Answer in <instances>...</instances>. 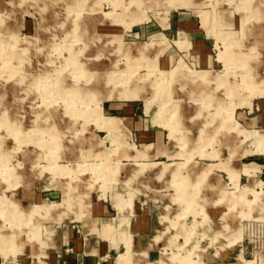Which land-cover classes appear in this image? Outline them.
I'll return each instance as SVG.
<instances>
[{
    "label": "rangeland",
    "instance_id": "rangeland-1",
    "mask_svg": "<svg viewBox=\"0 0 264 264\" xmlns=\"http://www.w3.org/2000/svg\"><path fill=\"white\" fill-rule=\"evenodd\" d=\"M172 9L206 29L214 68L199 67L181 37L169 59L172 36L149 32ZM263 97L264 0H0V264L78 260L61 232L83 233L81 220L87 237L103 228L117 264H264V171L234 167L264 154V130L243 120ZM112 100L136 102L161 128L175 156L157 159L222 165L201 176L149 159L130 172L129 157L149 145L136 147ZM158 165L151 193L139 176ZM136 196L156 228L133 246L125 227ZM92 199L113 213L92 214Z\"/></svg>",
    "mask_w": 264,
    "mask_h": 264
},
{
    "label": "crops",
    "instance_id": "crops-1",
    "mask_svg": "<svg viewBox=\"0 0 264 264\" xmlns=\"http://www.w3.org/2000/svg\"><path fill=\"white\" fill-rule=\"evenodd\" d=\"M197 20L198 19L195 18L194 14L192 12H189L188 10L172 9V10H169L168 12V18H167L166 25L163 26L159 21H157L158 28L156 29V31L147 30L148 25L140 27V30L142 32L149 31L153 34L161 33L167 38H168V35L172 36V38H170L171 39L170 45L173 46L172 47L173 49L167 53L169 59L173 58L176 52L181 50L179 46L174 42V39L179 38V37L185 38L186 40L189 41V44H190L189 49L196 53L195 56L197 58V64H199V67L214 68L216 64V57H214L212 53L213 45L208 38L206 29L201 27ZM107 107L111 110V112H116L119 116L125 117V121L130 125L132 139L137 148H145L147 145H149L147 148L148 156L129 157V159L132 160V161H129L130 166H131L129 168L131 170L130 172L135 171L136 168H138V163L145 162L146 160H149V159L151 161H165L167 163H173V162L188 163V158L186 156H184V160H181V161L180 160L166 161L163 159H157L158 156H163V155L166 156L167 154L168 155L172 154L171 157H173L175 155L174 153H171V154L168 153L169 148L166 143L167 141L165 143L162 142L163 133H162L161 128H159V126L156 125L152 121V119L149 116H147V114L142 109H138V105L136 104V102L112 100L108 102ZM253 107L258 109V111L253 115H247L243 113V115H245V119L243 118L242 119L245 121L247 125L252 127V128H249L248 130L250 131L251 130L254 131L258 129L264 130V97L257 100L256 102H253ZM248 111H250V109H248ZM252 154L254 153H249L246 155H252ZM259 154H262V153H259ZM262 155H263L262 157L261 156L253 157L252 155V157H250L248 160L243 161L242 162L244 164L243 169L238 168V166H234V167L240 170V172L242 170L243 173L260 175L261 172L264 171V154ZM194 161H196V163H194ZM196 164H198V166ZM210 164L221 166L222 162L221 163L220 162H204L202 160L193 158V162L190 164L188 163V165L190 166L184 169H187V170L200 169L201 176H203L202 169L204 167H207ZM132 165L133 166L136 165V166L133 167ZM156 169H157V172L156 171H148V172L146 171L139 176L140 179L144 178V180L148 181L147 183L150 184L154 188L153 191L149 190L151 191V193H153L154 191L156 192L157 189L154 187L155 185L150 182L151 180L150 178L155 177V176H160L162 166L158 165ZM169 176H171V180L174 178L172 175H169ZM211 176L214 179V181H216L215 184H219L222 181L219 175H217L216 173L214 175L212 174ZM142 183L145 184L146 182H142ZM76 186H78V184H76ZM183 191L185 195V193H187L185 188L183 189ZM85 192H88V191H85ZM167 194L171 195V197L170 198L167 197L166 199V197L162 198L161 196L160 198L166 199L168 202L173 201L175 198V193L173 192V193H167ZM89 195H90V192H89ZM137 196H136V199L134 200L133 205L131 203L128 204L130 214L128 216V225L125 227V231H126L125 235L126 237L128 236L132 237L133 246L136 240L143 239L144 236L149 235L151 231L156 228V224L153 223L151 217L145 211V208L141 205L140 201L137 200ZM159 204H160V210H161L159 216H161V214L164 211V204H161V203ZM112 207L113 206L111 204L109 205L106 202H101V201H98L97 199H92L91 204H90V212L98 216L105 215V214L109 215L113 213ZM176 211L178 212V204L174 205L173 213H176ZM91 219L93 222L96 223V216L91 217ZM70 220H81V219H70ZM81 221L83 222L82 224L84 225L83 227H85V231L83 233L77 235L75 230H72L68 228L67 226H66L67 228L61 232V235L64 237L66 241L71 240L72 243L75 244L76 249L79 250V254H80L79 259L78 260L73 259V260L67 261V260H62L61 257H56V258L53 257L52 264H117L116 260L111 261L110 258L107 257L109 255V252L112 246L111 245L107 247L103 246L102 243H104L105 240L101 239L103 238V236L100 233L103 228L102 229L99 228L98 224H96L100 232L99 233L93 232L95 233L93 234L95 236L91 235L92 234L91 233L87 237V233L89 232V230L86 231V228L89 229V227L84 223L83 220ZM106 225L111 226V222L104 224V226ZM108 242H110V240H108ZM146 242L150 244V241L146 240ZM95 247H96V250L93 251ZM152 249H153L152 246H150L148 249V256Z\"/></svg>",
    "mask_w": 264,
    "mask_h": 264
},
{
    "label": "bare ground",
    "instance_id": "bare-ground-1",
    "mask_svg": "<svg viewBox=\"0 0 264 264\" xmlns=\"http://www.w3.org/2000/svg\"><path fill=\"white\" fill-rule=\"evenodd\" d=\"M259 41V40H258Z\"/></svg>",
    "mask_w": 264,
    "mask_h": 264
}]
</instances>
